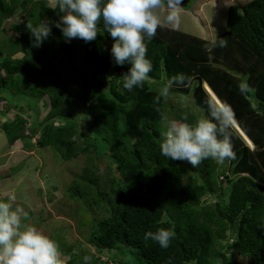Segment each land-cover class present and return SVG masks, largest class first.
Segmentation results:
<instances>
[{
    "label": "trees",
    "instance_id": "obj_1",
    "mask_svg": "<svg viewBox=\"0 0 264 264\" xmlns=\"http://www.w3.org/2000/svg\"><path fill=\"white\" fill-rule=\"evenodd\" d=\"M29 1L0 0V104L7 97L21 102L14 105L16 113L9 123H1L0 131L9 144L24 139V146L30 147L29 140L35 138L36 148L49 147L63 161L90 148L107 159L110 167L101 187L99 178L83 169L78 182L67 188L69 198L87 197V206L94 205L100 214L85 221L84 243L110 264H213L222 258L214 243L229 232L235 255L245 258V264H264V192L254 186V181L264 185V0L229 5L224 30L213 40L226 39L227 47L211 53L205 45L213 41L167 26L158 28L155 37L146 41L147 58L153 64L151 81L132 92L124 90L120 80L130 64L114 63L110 52L114 40L102 23L101 35L93 42L66 40L54 26L59 10H50L41 1L24 8ZM18 10L20 20L8 24L11 34L2 37L3 23ZM41 20L53 22L51 35L33 47L26 25L37 26ZM18 53L21 56L13 58ZM177 73L193 79L189 88L174 87L173 94L188 95L199 111L189 113L163 98L155 102L159 89ZM241 82L251 91L241 94L237 87ZM202 83L219 103L231 105L235 125L252 145L249 149L232 129L236 159L225 164L230 174L239 176L236 180L211 166L210 159L192 170L160 154L163 106L177 120L186 112L189 123L206 116L210 98ZM68 90L72 99H66ZM41 99L47 106L44 117L25 127L19 114H38ZM86 103H91L88 109ZM81 109H85L79 120L83 125H77L75 116ZM196 112L201 114L193 117ZM87 115L89 120L84 119ZM205 195L216 199L204 205ZM80 212L86 215L83 207ZM161 227L175 232L167 250L143 239L145 232ZM64 264H84V260L71 257Z\"/></svg>",
    "mask_w": 264,
    "mask_h": 264
},
{
    "label": "clouds",
    "instance_id": "obj_2",
    "mask_svg": "<svg viewBox=\"0 0 264 264\" xmlns=\"http://www.w3.org/2000/svg\"><path fill=\"white\" fill-rule=\"evenodd\" d=\"M180 5L181 0H49L48 8L62 13L54 26L66 40L78 38L85 43L93 42L101 35L99 26L102 23L103 30L114 40L110 50L114 63L119 66L130 64L120 80L123 89L132 92L151 80L149 73L153 64L147 58L146 41L150 42L160 27L178 26ZM52 24L47 20H41L37 26L27 23L34 38L33 47L41 46L49 38ZM216 47H227V40L218 38V43L206 44L205 50L211 53ZM208 59L211 62L214 56L210 54ZM192 79L184 73L172 76L159 89L155 102L158 104L161 98L167 100L174 87L189 88ZM237 87L241 94L251 91L246 82ZM178 101L187 105L190 97L178 93ZM206 107L207 115L194 123L188 122L186 112L179 120L169 119L161 113L163 131L159 149L162 156L186 161L192 168H198L208 159L218 165L236 159L232 129L248 140L237 130L234 109L225 101L217 104L211 98L206 101ZM156 110L160 112L159 108ZM174 237L173 230L161 227L155 232H145L143 239L167 250ZM61 257L58 242L30 223L28 211L16 202L15 196L0 200V264H63ZM83 260L84 264H91L92 257L85 255Z\"/></svg>",
    "mask_w": 264,
    "mask_h": 264
},
{
    "label": "rangeland",
    "instance_id": "obj_3",
    "mask_svg": "<svg viewBox=\"0 0 264 264\" xmlns=\"http://www.w3.org/2000/svg\"><path fill=\"white\" fill-rule=\"evenodd\" d=\"M5 1L9 2L10 0ZM36 1H41L48 8L49 0H30L24 8L27 9L30 3ZM248 1L250 0H181L180 6L182 9L179 11L180 22L178 26L167 27L212 42L216 35L224 30L227 7L233 3L242 4ZM184 5L188 7L187 10ZM21 14V10H18L10 20L3 23L2 37H8L11 34L10 28L7 25L12 22H18ZM61 15L62 13H60L59 18ZM59 18L57 19L58 21ZM20 56L21 54L18 53L13 58H19ZM202 86L204 91L214 101V96L210 93L207 86L205 84ZM71 89L74 88L72 87ZM69 98H73V93L70 90L66 93V99ZM45 102V99H41L38 102L39 113L36 115L32 112L19 114L25 121V127L33 120L39 122L44 117L47 109ZM16 103L21 102L7 97L4 104H0V123H9L12 120L13 115L16 113V109L14 108ZM91 103H86L84 108L88 109ZM166 103L172 106L176 105L178 108H185L189 113L193 112V109L198 110V108H194L193 105L195 104L192 105L193 101L191 98L190 103L187 105L180 103L177 93L171 95L166 100ZM216 103L218 104V102ZM75 105L76 107H80L79 100L75 101ZM189 105L192 107H189ZM163 108L165 110L163 114H166L169 119H175L171 113H168L169 110L166 109V106H163ZM85 109H81L76 114L75 121H77V125L79 120L85 115ZM91 111L92 114H95L94 109ZM200 114L196 112L193 114V117H198ZM90 118L89 115L84 117L86 120ZM81 125L83 124L81 123ZM158 126H160L159 128L162 133L161 122ZM241 137L245 145L249 149H252V145L242 135ZM34 141L35 138L29 140L32 144L30 147L24 146V139H17L9 144L10 139L6 138L3 132L2 134L0 133V142H3V146L0 148V200H6L9 196H15L16 202L28 211L30 223L36 226L43 234L58 242L63 264L71 257L77 259L88 254V256L92 257L91 264H110L105 260L106 257L98 256L83 240L88 229L85 221L96 219L100 214L95 211L94 205L87 206L89 201L87 197L86 199L77 197L75 200H72L67 194V188L73 183L78 182L83 169H87L88 172L98 177L97 186L101 187L105 180L104 172L110 167L107 159L96 156L90 148L87 152L79 154L74 159L63 161L49 147L36 148L33 144ZM182 165L187 169H196L192 168L186 161H182ZM210 165L218 166L219 170L224 169L225 173L232 180H236L239 177L230 174L227 164L218 165L210 159ZM111 170L117 175L114 167H111ZM190 176L191 174L188 173L187 177L183 179L184 184ZM217 186L216 182L215 187ZM254 186L261 193L264 192L262 191L264 185L261 182L254 181ZM213 195H205L203 197L205 201L204 205L209 206L215 201L216 198ZM80 207L84 208L86 215L80 212ZM231 241L232 235L228 232L225 233L222 239L214 243V248L222 254V258H216L213 264L246 263L245 258L237 256L232 252L230 247ZM95 258H98L99 261L94 260Z\"/></svg>",
    "mask_w": 264,
    "mask_h": 264
},
{
    "label": "crops",
    "instance_id": "obj_4",
    "mask_svg": "<svg viewBox=\"0 0 264 264\" xmlns=\"http://www.w3.org/2000/svg\"><path fill=\"white\" fill-rule=\"evenodd\" d=\"M204 83H202V85H203ZM202 88H203V86H202ZM208 88V87H207ZM210 91V90H209ZM210 93L212 94V92L210 91ZM214 96V95H213ZM212 100V99H211ZM214 102H218V100L216 99V97L214 96ZM218 104H219V102H218ZM1 111V110H0ZM1 124V123H0ZM237 130H238V128H237ZM0 133L2 134V132L0 131ZM3 146V142H0V148Z\"/></svg>",
    "mask_w": 264,
    "mask_h": 264
}]
</instances>
